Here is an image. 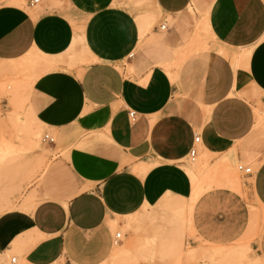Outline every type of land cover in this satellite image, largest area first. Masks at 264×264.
I'll use <instances>...</instances> for the list:
<instances>
[{
	"label": "crops",
	"instance_id": "obj_1",
	"mask_svg": "<svg viewBox=\"0 0 264 264\" xmlns=\"http://www.w3.org/2000/svg\"><path fill=\"white\" fill-rule=\"evenodd\" d=\"M30 1L0 0V63L45 69L27 109L60 151L0 214V264H104L109 220L190 198L197 136L196 157L255 173L203 193L191 232L213 248L250 239L245 264H264V0H64L82 21Z\"/></svg>",
	"mask_w": 264,
	"mask_h": 264
},
{
	"label": "rangeland",
	"instance_id": "obj_2",
	"mask_svg": "<svg viewBox=\"0 0 264 264\" xmlns=\"http://www.w3.org/2000/svg\"><path fill=\"white\" fill-rule=\"evenodd\" d=\"M46 1L50 2L52 9L61 11L70 21H82L69 12L64 0H43L44 3ZM36 9L39 7L33 10ZM241 54L231 56V61L233 57L239 60ZM8 68V65L0 63V214L15 208L14 204L9 202V198H13L14 201L21 199L23 190L37 176L40 179L44 176L53 164L55 153L60 151L57 149L51 152V147L42 143L43 136L50 135L55 139V134L39 127L30 119L27 112L22 82L28 75L33 74H28V69L12 73ZM119 68L122 69V66ZM259 113L264 117V109ZM28 133L34 134L32 148L24 142L25 148V145H21L23 142L19 141L22 136L21 140L27 138ZM9 143L15 149V155H9V150L3 151ZM216 163L215 158L197 155L194 163L187 159L181 164V168L188 175L190 169L201 165L198 179L202 182ZM231 168L238 181L235 180V183L230 185L221 176L216 175L207 184L209 187L207 191L220 186L239 192L240 187L243 188L252 182L244 179L236 171V164ZM252 172L255 173V169L252 168ZM21 182H26L25 188L18 184ZM11 183L13 185H9ZM244 190L247 188L244 187ZM189 201L190 198L188 200L163 198L157 207H145L139 213L125 219L109 220L115 225L111 226L107 222L112 236L120 234L121 238L104 264H245L244 258L250 239L231 247H218L221 252L223 249L220 255L214 252L213 246L209 247L195 239L190 229L191 211L187 207ZM34 205L32 198L27 197L20 208L32 209ZM250 211L253 214L250 227H253L257 210L251 205Z\"/></svg>",
	"mask_w": 264,
	"mask_h": 264
},
{
	"label": "bare ground",
	"instance_id": "obj_3",
	"mask_svg": "<svg viewBox=\"0 0 264 264\" xmlns=\"http://www.w3.org/2000/svg\"><path fill=\"white\" fill-rule=\"evenodd\" d=\"M10 5V4H9ZM28 57H31V56H28ZM34 57V56H33ZM30 59V58H29ZM45 60V59H43ZM24 61V60H23ZM5 65H8L9 68L8 70H11L9 72H12V71H23V65H22V61L19 60V61H15V62H9V63H3ZM24 64V63H23ZM46 64V61L45 63ZM43 65V64H42ZM47 66V65H46ZM3 68V67H2ZM25 68V67H24ZM30 68V67H28ZM46 68V67H45ZM4 69V68H3ZM34 69V68H33ZM40 68H38L37 70L35 69L33 72H37L39 70V72L42 74V72L44 71L45 72V69L42 71L40 70ZM48 69V68H47ZM46 69V70H47ZM31 70V68H30ZM29 69V73L31 72ZM25 71V70H24ZM42 71V72H41ZM7 72V71H6ZM35 74L32 73L33 75H28L27 79L24 80L22 83V90H23V95H24V100H25V103H28V94L30 92V88L33 84V82L35 81V79L38 77V74ZM2 73V72H1ZM5 73V71H4ZM13 73V72H12ZM28 73V74H29ZM39 73V75H41ZM3 74V73H2ZM28 106V105H27ZM28 110V109H27ZM28 114H29V117L30 119H32V121L34 123H36L38 125V123L33 119L32 115H30L29 111H27ZM41 126V125H40ZM27 132V131H26ZM24 134V133H23ZM25 135V134H24ZM27 138L25 137L24 139L21 140V137L20 138V142L23 144H21L22 146L25 145L24 142H26L30 148L34 147V134L33 133H28L26 134ZM37 140V139H36ZM26 145H25V148H26ZM9 150V155H15L16 154V151L15 149L12 147V145H7L5 146L4 150L3 151H8ZM25 151V150H24ZM205 155V154H204ZM207 155V154H206ZM228 160V159H227ZM200 169H201V165H198V166H194V169H190L188 171V176H189V180L191 182V186H192V192H191V196H190V201H189V204H188V210L191 211V208L193 207V203L204 193L208 190V183L211 181L212 178H214L216 175L218 176H221V178H223L224 180H226L230 185H233L235 183V172L234 170L230 167V165L228 164V161H226V159H223L219 162H217L215 165H214V168L208 172H210L209 174H207L203 181L200 182L199 181V177H200ZM210 170V169H209ZM142 174L143 171H140L139 174ZM203 173V172H202ZM202 175V174H201ZM214 180V179H213ZM217 180V179H215ZM238 181V180H236ZM217 182V181H215ZM215 186V185H214ZM227 186V185H226ZM220 187V186H219ZM229 187V186H228ZM235 187V186H234ZM216 188V187H215ZM230 188V187H229ZM110 225L112 226H115L113 222H110ZM214 252L218 255L221 251L220 248H213ZM222 252H223V249H222ZM221 252V254H222ZM220 255V254H219Z\"/></svg>",
	"mask_w": 264,
	"mask_h": 264
},
{
	"label": "built area",
	"instance_id": "obj_4",
	"mask_svg": "<svg viewBox=\"0 0 264 264\" xmlns=\"http://www.w3.org/2000/svg\"><path fill=\"white\" fill-rule=\"evenodd\" d=\"M40 1L41 0H31L30 3L28 4V7L33 9L35 7H37L39 4H40ZM165 27L166 25L163 24L159 27V30L160 31H164L165 30ZM263 38H264V33H263ZM128 117L129 119L133 120L134 119V114L133 113H129L128 114ZM199 137L197 136L195 139H194V143H193V146L190 153H189V161L190 163H194L195 160H196V154H197V151H196V148L195 146L199 144ZM42 143L47 145V146H50V145H54V139L50 136V135H45L43 136L42 138ZM236 171L242 176V177H249L253 174L252 172V169L250 167H244L240 164H237L236 165ZM120 238H121V235L120 234H115L114 235V241H113V244L114 245H117L119 242H120ZM7 264H18V260L16 257L14 258H10L7 262Z\"/></svg>",
	"mask_w": 264,
	"mask_h": 264
}]
</instances>
